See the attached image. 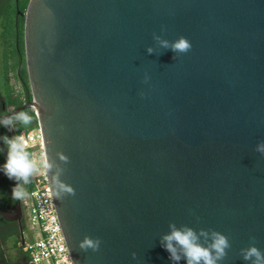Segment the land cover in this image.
<instances>
[{"label":"water","instance_id":"obj_1","mask_svg":"<svg viewBox=\"0 0 264 264\" xmlns=\"http://www.w3.org/2000/svg\"><path fill=\"white\" fill-rule=\"evenodd\" d=\"M178 36L189 52L161 46ZM24 56L32 98L0 118L33 109L64 169L73 264H171L169 222L227 236L219 264L264 251V0H29Z\"/></svg>","mask_w":264,"mask_h":264},{"label":"clouds","instance_id":"obj_2","mask_svg":"<svg viewBox=\"0 0 264 264\" xmlns=\"http://www.w3.org/2000/svg\"><path fill=\"white\" fill-rule=\"evenodd\" d=\"M153 39L160 38L153 35ZM161 46L171 50L173 53L185 54L191 50V43L184 36H178L174 41H160ZM149 53L152 49H148ZM147 77L145 78V80ZM141 96L144 94L141 93ZM32 117L24 111L14 113L11 117L0 118V126L11 128L15 124L27 126L31 124ZM0 141L7 145L6 159L0 172L16 183L12 188L14 199L23 198L24 185L31 182L32 177L40 171L51 174L52 193L55 198L63 199L65 195H75L74 189L61 181L60 177L64 173V169L56 164L55 159H49L45 154L42 159H37L28 151V146L21 137H0ZM255 151L264 156V141L257 143ZM63 164H67L69 158L63 153L56 154ZM169 231L161 235L160 245L166 250L171 264H179L181 260L185 264H219L228 255L231 249V242L227 236L222 233L211 231L206 232L200 230L199 233L187 226L177 227L174 222H169ZM205 238L207 243H201V238ZM250 243L247 247L242 248L241 258L247 264H264V251L256 246V238L249 237ZM100 239L84 236L79 242V249L82 251L93 252L98 251L100 247ZM135 259L136 254L132 253Z\"/></svg>","mask_w":264,"mask_h":264},{"label":"built area","instance_id":"obj_3","mask_svg":"<svg viewBox=\"0 0 264 264\" xmlns=\"http://www.w3.org/2000/svg\"><path fill=\"white\" fill-rule=\"evenodd\" d=\"M21 137L37 159L45 155L38 125L14 135ZM31 188L22 198L29 230L21 244L30 264H73L54 207L48 175L40 171L32 177ZM30 232V233H29Z\"/></svg>","mask_w":264,"mask_h":264},{"label":"flooded vegetation","instance_id":"obj_4","mask_svg":"<svg viewBox=\"0 0 264 264\" xmlns=\"http://www.w3.org/2000/svg\"><path fill=\"white\" fill-rule=\"evenodd\" d=\"M28 2L29 0H0V56L3 53H8V51H12L11 53H13L10 44H3V41L5 40H16L15 45L17 52L19 51L18 46L19 40L21 38L24 45V22ZM15 59L16 57H14L12 61L10 60V63L15 62ZM9 76L11 79H15L13 71L9 72ZM11 84L14 93H18L19 91H21L22 86L19 82L15 81V83ZM15 108L17 107L6 106L3 96L0 93V116L7 115ZM1 127L2 137H14L12 135L13 127L5 128L3 126H0V132ZM4 145L7 147L6 144ZM4 161V152L0 149V166H2ZM14 185L15 181L8 179L2 172V179L0 180V223H2L1 228L5 233L7 232V230H16L17 228L19 229L20 233L18 236L14 234L12 241L7 238L0 239V264H30L27 253L23 250L21 244L22 235L23 232H25L23 231V227L29 228V223L22 204V198H13L12 188ZM13 242L16 243L15 246Z\"/></svg>","mask_w":264,"mask_h":264},{"label":"trees","instance_id":"obj_5","mask_svg":"<svg viewBox=\"0 0 264 264\" xmlns=\"http://www.w3.org/2000/svg\"><path fill=\"white\" fill-rule=\"evenodd\" d=\"M15 42L16 40L3 41V44L11 45L13 53H11L12 51L11 52L8 51V53L7 52L3 53L0 56V60H1L0 61V93L3 96L6 106L19 107L22 106L25 102L30 101L32 96L29 88L26 65H25L23 40L22 38L19 40L18 52L16 49ZM14 57H16L15 62L10 63V60L12 61ZM10 71H13L16 81L19 82L22 86L21 91H19L18 93L13 92L12 84L10 83V79H11L9 76ZM21 111L28 113V115L32 117V122L27 126L18 123L15 124L12 128L13 136L20 133L23 130H29L37 125V119L33 109L26 108ZM26 188L27 191H29L31 188V184L30 183L27 184ZM1 226L2 223H0V239L7 238L10 241H12L13 235L15 234L16 236H18L20 233L19 229L17 228L16 230H11V229L7 230V232L5 233L4 231H2ZM26 230H28V227H23V231ZM13 244L14 246L16 245L15 242H13Z\"/></svg>","mask_w":264,"mask_h":264},{"label":"rangeland","instance_id":"obj_6","mask_svg":"<svg viewBox=\"0 0 264 264\" xmlns=\"http://www.w3.org/2000/svg\"><path fill=\"white\" fill-rule=\"evenodd\" d=\"M15 81H16V80H15L14 78L11 79V83H15ZM15 88H17V87H15ZM23 187H24V195H25V193H27V192H26L27 188H26V185H24ZM28 230H29V228H28ZM28 230H26V231H28ZM29 233H30V232H29Z\"/></svg>","mask_w":264,"mask_h":264}]
</instances>
